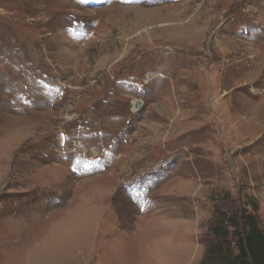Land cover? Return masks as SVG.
Masks as SVG:
<instances>
[{
  "label": "rangeland",
  "instance_id": "1",
  "mask_svg": "<svg viewBox=\"0 0 264 264\" xmlns=\"http://www.w3.org/2000/svg\"><path fill=\"white\" fill-rule=\"evenodd\" d=\"M244 209L264 0H0V264H199Z\"/></svg>",
  "mask_w": 264,
  "mask_h": 264
},
{
  "label": "trees",
  "instance_id": "2",
  "mask_svg": "<svg viewBox=\"0 0 264 264\" xmlns=\"http://www.w3.org/2000/svg\"><path fill=\"white\" fill-rule=\"evenodd\" d=\"M222 218L213 230V235L221 239L208 246L199 264H264V230L259 216L244 209L237 220L227 215ZM230 225L234 231H229ZM230 234L235 237L234 246L228 239Z\"/></svg>",
  "mask_w": 264,
  "mask_h": 264
},
{
  "label": "water",
  "instance_id": "3",
  "mask_svg": "<svg viewBox=\"0 0 264 264\" xmlns=\"http://www.w3.org/2000/svg\"><path fill=\"white\" fill-rule=\"evenodd\" d=\"M140 105V103H137V107Z\"/></svg>",
  "mask_w": 264,
  "mask_h": 264
}]
</instances>
